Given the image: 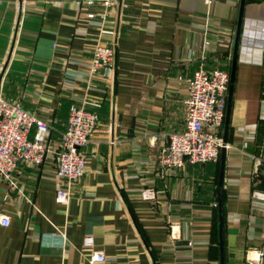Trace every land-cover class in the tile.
<instances>
[{"label": "crops", "instance_id": "0c3cea01", "mask_svg": "<svg viewBox=\"0 0 264 264\" xmlns=\"http://www.w3.org/2000/svg\"><path fill=\"white\" fill-rule=\"evenodd\" d=\"M240 1L119 0L99 24L102 9L84 0H0V97L48 122L51 147L72 104L98 115L68 204L55 201L52 155L40 166L19 162L15 187L0 180V216L9 217L0 223V264H220L221 151L177 169L159 156L184 129L194 71L230 76ZM100 43L113 47V67L80 78ZM225 130L224 119L225 264H244L264 248V199L253 196L264 192V0L243 6ZM93 249L105 261L89 262Z\"/></svg>", "mask_w": 264, "mask_h": 264}, {"label": "built area", "instance_id": "2783aa9c", "mask_svg": "<svg viewBox=\"0 0 264 264\" xmlns=\"http://www.w3.org/2000/svg\"><path fill=\"white\" fill-rule=\"evenodd\" d=\"M210 6L214 0H204ZM85 4L102 9L99 24L108 12L116 7L119 0H84ZM92 16V15H90ZM115 51L107 44H97L92 57L81 63L85 73L78 76L89 80L94 75L105 74L114 64ZM229 73L220 68L206 70L199 67L187 82L184 129L171 132L168 143L159 156V164L169 169L181 168L190 164L206 163L218 159L223 140L218 132L223 125L229 87ZM98 125L96 112L88 110L82 103L70 107L66 129L61 134L57 147H51L49 134L51 126L44 119L25 110L19 103L0 97V180L15 187L14 171L19 162L40 166L45 157H54V171L57 178L55 201L68 204L73 184L85 172L87 157L82 148ZM34 130L33 137L29 134ZM264 166V152L259 159ZM144 197H149L147 193ZM257 199H264V192H254ZM0 223L9 224V217L0 216ZM170 225V236H179ZM191 245V242H189ZM84 246L93 248L91 237H86ZM106 256L102 250H92L88 260L91 263L103 262ZM244 264H264V248H254L245 257Z\"/></svg>", "mask_w": 264, "mask_h": 264}, {"label": "water", "instance_id": "95a60500", "mask_svg": "<svg viewBox=\"0 0 264 264\" xmlns=\"http://www.w3.org/2000/svg\"><path fill=\"white\" fill-rule=\"evenodd\" d=\"M244 3L245 0L240 1V7L238 12L237 28L235 34L234 50H233V61H232V68H231L230 80H229V92H228L227 104H226V114H225L226 130L228 127L229 115H230L232 88H233V81L235 76L236 57H237L239 37L241 32V21H242ZM225 148H226V137L224 135L223 146L221 148L220 173H219L218 189H217V223H218V247H219L220 264H225L224 208H223L224 171H225V153H226Z\"/></svg>", "mask_w": 264, "mask_h": 264}]
</instances>
